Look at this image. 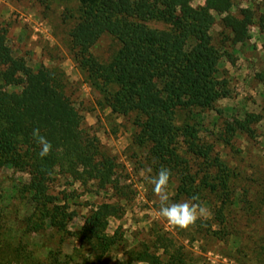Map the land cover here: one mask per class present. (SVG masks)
<instances>
[{
	"label": "trees",
	"instance_id": "obj_1",
	"mask_svg": "<svg viewBox=\"0 0 264 264\" xmlns=\"http://www.w3.org/2000/svg\"><path fill=\"white\" fill-rule=\"evenodd\" d=\"M234 1L205 0L204 5L193 7L190 0H79L80 15L70 32L75 56L88 77L100 82L106 106L117 116L131 118L136 128L133 143L147 148L153 171L162 166L171 170L178 180L176 197L198 194L199 201L219 204L214 210L219 224L224 223L225 206L247 207L249 203L243 191L229 182L230 174L220 157L211 155V146L198 143L196 128L176 126L174 114L177 110H212L218 100L229 96L227 80L218 68L224 43H245L255 20L248 8L232 15ZM214 14L220 18L223 35L218 43L211 35ZM149 20L169 23L171 29L150 28ZM258 28L264 35V15L259 17ZM103 35L119 43L106 64L90 53ZM9 87L20 89L10 91ZM83 122L65 91L64 77L43 67L34 71L23 58L14 57L0 29V167L28 175V182L17 183L12 194L34 205L15 232L0 208V249L10 248L23 264L71 262L60 249L30 242L32 235L62 228L50 211L55 206L48 185L54 175L75 180L83 175L100 180L108 176L106 164L96 160L98 140ZM37 128L52 144L44 158L32 136ZM199 158L203 161L193 170L188 164ZM110 208L103 205L91 210L81 228L83 235L105 248L112 240L102 230ZM145 256L144 251L138 261H145ZM6 260L0 253V264Z\"/></svg>",
	"mask_w": 264,
	"mask_h": 264
},
{
	"label": "rangeland",
	"instance_id": "obj_2",
	"mask_svg": "<svg viewBox=\"0 0 264 264\" xmlns=\"http://www.w3.org/2000/svg\"><path fill=\"white\" fill-rule=\"evenodd\" d=\"M190 3L197 7L205 0ZM246 8L255 16L249 38L233 46L225 42L218 65L229 96L218 100L212 110H177L174 124L196 128L198 143L211 146V155L220 157L230 174L229 182L243 191L249 204L225 206L224 223L219 224L214 210L220 205L199 201L206 215L181 230L155 218L159 203L146 175L156 173L143 171L151 167L147 148L134 145L136 128L131 118L110 111L99 81L88 77L75 56L70 32L80 15L79 0H0V29L12 55L23 58L34 71L43 67L64 77L65 91L83 115V127L98 140L96 160L106 164L108 175L103 180L84 175L75 180L55 174L48 185L55 206L50 211L62 228L32 235L30 242L60 249L70 264H135L144 251L147 264H264V35L258 28L264 0H235L230 13L238 16ZM215 19L211 35L218 43L223 35L219 16ZM146 24L157 30L171 29L161 20ZM118 49L115 38L103 35L90 53L106 64ZM202 161L191 159L188 165L194 170ZM26 182L28 175L0 167V208L13 232L34 210V205L12 194L17 183ZM177 185L172 176L167 188L170 203L187 199L176 197ZM103 205L111 207L102 227L112 239L106 248L81 232L89 212ZM0 253L7 259L3 264H23L10 248Z\"/></svg>",
	"mask_w": 264,
	"mask_h": 264
},
{
	"label": "clouds",
	"instance_id": "obj_3",
	"mask_svg": "<svg viewBox=\"0 0 264 264\" xmlns=\"http://www.w3.org/2000/svg\"><path fill=\"white\" fill-rule=\"evenodd\" d=\"M33 139L40 146L39 156L44 158L49 155L52 150V144L44 136L40 135L39 129H33ZM145 173H151L152 168L143 170ZM171 170L161 167L155 175L147 176L146 179L152 185V191L158 199L159 207L154 210L155 218L163 220L172 228L186 230L194 225L198 219L204 217L207 213L206 208L199 202V195H193L182 202H169L168 185ZM135 264H147L145 261H137Z\"/></svg>",
	"mask_w": 264,
	"mask_h": 264
}]
</instances>
